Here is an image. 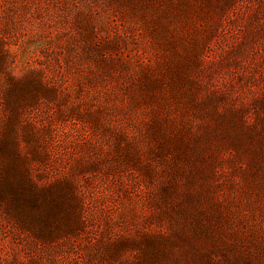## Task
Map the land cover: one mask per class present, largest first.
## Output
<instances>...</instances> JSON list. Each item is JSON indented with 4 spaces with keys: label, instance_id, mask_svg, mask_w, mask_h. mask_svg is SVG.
Segmentation results:
<instances>
[{
    "label": "rangeland",
    "instance_id": "obj_1",
    "mask_svg": "<svg viewBox=\"0 0 264 264\" xmlns=\"http://www.w3.org/2000/svg\"><path fill=\"white\" fill-rule=\"evenodd\" d=\"M0 264H264V0H0Z\"/></svg>",
    "mask_w": 264,
    "mask_h": 264
}]
</instances>
